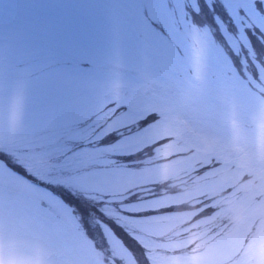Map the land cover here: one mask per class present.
I'll list each match as a JSON object with an SVG mask.
<instances>
[{"label": "rangeland", "instance_id": "1", "mask_svg": "<svg viewBox=\"0 0 264 264\" xmlns=\"http://www.w3.org/2000/svg\"><path fill=\"white\" fill-rule=\"evenodd\" d=\"M172 7L177 71L146 61L134 0H0V264H264V24L241 40L234 0Z\"/></svg>", "mask_w": 264, "mask_h": 264}, {"label": "snow or ice", "instance_id": "2", "mask_svg": "<svg viewBox=\"0 0 264 264\" xmlns=\"http://www.w3.org/2000/svg\"><path fill=\"white\" fill-rule=\"evenodd\" d=\"M259 4L264 5V0H234V7L229 12L231 22L235 25L237 31L241 34L240 39L244 40V32L253 25L264 24V13L260 12ZM135 15L146 19L155 30L159 42H145L146 61L151 63L154 59L158 60L163 66L177 71L187 58L188 53L184 45L185 33L182 31L184 26L176 18V13L172 7V0H134ZM228 11V8L225 7ZM257 11L260 13L257 15ZM19 34L27 29V22L24 18L13 21ZM143 35V33H141ZM192 62L197 69V77L200 76L201 58L199 50L192 53ZM6 63L5 46H0V70L4 69ZM87 65L88 69H93L95 65L84 58L77 67ZM173 90L178 89L181 80L172 79ZM7 87L9 94L14 88V82L10 77L7 79L0 77V89ZM209 97H202L197 100L190 108L196 110L202 108L204 104L209 103ZM127 108L128 105H122ZM2 158V157H0ZM15 219V209L10 202L4 198L3 192L0 191V228H3L5 222L10 225Z\"/></svg>", "mask_w": 264, "mask_h": 264}, {"label": "trees", "instance_id": "3", "mask_svg": "<svg viewBox=\"0 0 264 264\" xmlns=\"http://www.w3.org/2000/svg\"><path fill=\"white\" fill-rule=\"evenodd\" d=\"M254 31V32H253ZM252 32V33H251ZM252 35L253 36H255V38H252ZM260 35H261V33H260V31L258 30V29H252V31H250L249 32V37H251V39L253 40V42H254V44H256L258 41H259V37H260ZM260 39H261V37H260ZM251 40V41H252ZM161 187H166L165 189H167L168 190V188H167V183L164 185L163 184V186H161ZM166 190V191H167ZM174 192V190L172 189V190H170V192ZM173 209L172 208H167L166 209V211H172ZM209 213L212 211V209H209V210H207ZM214 211V210H213ZM118 233V235L123 239V241H124V243L131 249L132 247L130 246L131 245V243L137 248V249H140L141 250V252L143 251V252H145L146 253V250H145V248H143L142 247V245L139 243V241H137V240H135L134 238H132V237H130V236H128V235H126L125 234V232L122 230V229H120V231H118L117 232ZM133 251V250H132Z\"/></svg>", "mask_w": 264, "mask_h": 264}]
</instances>
